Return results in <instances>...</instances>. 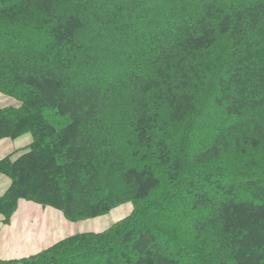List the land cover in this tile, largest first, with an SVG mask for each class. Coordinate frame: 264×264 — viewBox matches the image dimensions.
I'll return each mask as SVG.
<instances>
[{
    "label": "trees",
    "instance_id": "1",
    "mask_svg": "<svg viewBox=\"0 0 264 264\" xmlns=\"http://www.w3.org/2000/svg\"><path fill=\"white\" fill-rule=\"evenodd\" d=\"M0 93L1 223L132 206L0 264H264V0H0Z\"/></svg>",
    "mask_w": 264,
    "mask_h": 264
},
{
    "label": "crops",
    "instance_id": "2",
    "mask_svg": "<svg viewBox=\"0 0 264 264\" xmlns=\"http://www.w3.org/2000/svg\"><path fill=\"white\" fill-rule=\"evenodd\" d=\"M12 104L13 101L0 93V110ZM30 142V135L15 140L1 139L0 161L11 154L18 155L17 152ZM9 187L10 180L0 173V197ZM77 233L84 232H78L76 224L67 221L60 212L20 200L10 221L7 224L0 222V260L28 258Z\"/></svg>",
    "mask_w": 264,
    "mask_h": 264
},
{
    "label": "rangeland",
    "instance_id": "3",
    "mask_svg": "<svg viewBox=\"0 0 264 264\" xmlns=\"http://www.w3.org/2000/svg\"><path fill=\"white\" fill-rule=\"evenodd\" d=\"M132 211V206L130 203L122 204L109 213L86 220H81L75 222L76 229L78 232H95L103 229H107L114 223L120 221L124 217L128 216Z\"/></svg>",
    "mask_w": 264,
    "mask_h": 264
}]
</instances>
